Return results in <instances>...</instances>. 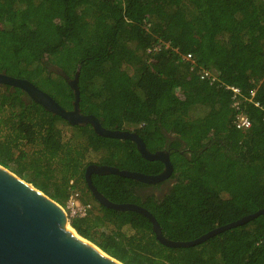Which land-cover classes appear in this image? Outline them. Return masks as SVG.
<instances>
[{
    "label": "trees",
    "instance_id": "obj_1",
    "mask_svg": "<svg viewBox=\"0 0 264 264\" xmlns=\"http://www.w3.org/2000/svg\"><path fill=\"white\" fill-rule=\"evenodd\" d=\"M77 69L83 114L108 130L132 127L150 152H170L173 172L154 185L92 174L107 200L145 208L175 242L264 209V0H0V72L31 81L69 110L66 78ZM229 87L241 91L251 123L244 131L232 124ZM0 144L7 170L14 149H33L9 171L59 206L79 189L91 210L70 227L121 264H264L263 215L171 248L144 216L100 205L84 180L88 165L156 175L163 164L143 159L129 140L70 126L18 88L0 87ZM37 161L58 167L50 190ZM162 184L164 192H149Z\"/></svg>",
    "mask_w": 264,
    "mask_h": 264
},
{
    "label": "water",
    "instance_id": "obj_2",
    "mask_svg": "<svg viewBox=\"0 0 264 264\" xmlns=\"http://www.w3.org/2000/svg\"><path fill=\"white\" fill-rule=\"evenodd\" d=\"M79 69L72 79H67L73 92L72 108L61 107L50 95L37 88L31 81L15 78L0 72V87L20 89L32 102L41 106L52 116H59L70 126L89 125L99 136L129 140L147 161H160L163 170L156 175H145L128 170H119L106 165L91 164L85 168L84 180L91 196L102 206L115 211L135 212L147 218L155 238L171 248H186L205 242L209 238L243 225L263 215L264 209L217 227L206 234L186 242L166 239L153 215L145 208L131 203L116 204L107 200L92 184L91 175H118L144 184L154 185L166 181L173 172L168 150L150 152L136 132L108 130L92 114H83L79 109ZM70 228V229H69ZM0 264H121L102 252L95 245L80 237L69 225L64 210L32 185L21 180L0 166Z\"/></svg>",
    "mask_w": 264,
    "mask_h": 264
},
{
    "label": "built area",
    "instance_id": "obj_3",
    "mask_svg": "<svg viewBox=\"0 0 264 264\" xmlns=\"http://www.w3.org/2000/svg\"><path fill=\"white\" fill-rule=\"evenodd\" d=\"M190 57V55H187L186 59H190ZM205 77H209V74L206 71L201 75V78ZM227 89L232 91L233 94L232 107L235 110V115L232 124L237 130L244 131L250 127L251 123L247 116L240 110L241 99H243L241 91L236 87H229ZM253 95L254 92H251L250 97L252 98ZM254 105L258 106L259 104L257 102H254ZM70 185H72V181H70ZM80 197V193L77 190H71L63 209L68 221L70 219H83L89 214L91 205L89 203L82 202Z\"/></svg>",
    "mask_w": 264,
    "mask_h": 264
},
{
    "label": "rangeland",
    "instance_id": "obj_4",
    "mask_svg": "<svg viewBox=\"0 0 264 264\" xmlns=\"http://www.w3.org/2000/svg\"><path fill=\"white\" fill-rule=\"evenodd\" d=\"M131 128L132 127H129L130 131H132ZM66 133L67 132L65 130V134ZM1 149H2V146L0 144V161L2 162V161H5L6 159H5V157L3 158L1 156V153H2ZM82 151H83V148H76V147L74 148L73 147V149H71V152L73 153V155L81 154ZM32 152H33V149L30 146H25V145L20 146L18 150L14 149V151H13V154H14L13 161L10 163L8 169L11 171L12 169H14L17 166L16 159H17V156H19V153H23V154L27 155V157H28L29 155H31ZM34 168L35 169L41 168L43 172H45L46 174H48L50 176L49 177L50 180L45 181V185L47 186L46 189L50 190L52 188V185L54 184V179L56 178V176L58 174L57 165L54 162L45 163V162H42V161H37V162L34 163ZM77 190L80 192L79 189H77ZM64 207H61V208L64 209Z\"/></svg>",
    "mask_w": 264,
    "mask_h": 264
},
{
    "label": "flooded vegetation",
    "instance_id": "obj_5",
    "mask_svg": "<svg viewBox=\"0 0 264 264\" xmlns=\"http://www.w3.org/2000/svg\"><path fill=\"white\" fill-rule=\"evenodd\" d=\"M162 150H164V149H162ZM170 153V152H169ZM166 184H162L161 186H159V188L157 189V188H155V189H149V192H153L155 195H159L160 194V192H164L165 190H166Z\"/></svg>",
    "mask_w": 264,
    "mask_h": 264
},
{
    "label": "bare ground",
    "instance_id": "obj_6",
    "mask_svg": "<svg viewBox=\"0 0 264 264\" xmlns=\"http://www.w3.org/2000/svg\"><path fill=\"white\" fill-rule=\"evenodd\" d=\"M2 167V166H1ZM70 229V228H69Z\"/></svg>",
    "mask_w": 264,
    "mask_h": 264
}]
</instances>
